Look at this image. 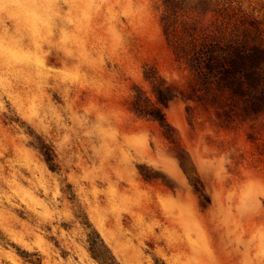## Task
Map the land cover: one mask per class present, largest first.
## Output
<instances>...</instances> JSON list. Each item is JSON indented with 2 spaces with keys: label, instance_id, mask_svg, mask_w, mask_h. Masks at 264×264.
I'll use <instances>...</instances> for the list:
<instances>
[{
  "label": "clouds",
  "instance_id": "obj_1",
  "mask_svg": "<svg viewBox=\"0 0 264 264\" xmlns=\"http://www.w3.org/2000/svg\"><path fill=\"white\" fill-rule=\"evenodd\" d=\"M124 7L0 0V189L20 197L0 201V249L63 230L73 251L65 264H264V169L234 167L235 152L207 137L186 142L167 118L169 139L133 110L161 105L144 63L139 79L128 71L137 18ZM174 108L177 100L166 117ZM36 161L46 180L28 184L39 212L6 174L37 177ZM119 229L143 242L135 259L114 254L110 231ZM37 256L47 264L43 248L19 244L16 264Z\"/></svg>",
  "mask_w": 264,
  "mask_h": 264
},
{
  "label": "rangeland",
  "instance_id": "obj_2",
  "mask_svg": "<svg viewBox=\"0 0 264 264\" xmlns=\"http://www.w3.org/2000/svg\"><path fill=\"white\" fill-rule=\"evenodd\" d=\"M229 5L233 7L237 18L247 16L257 22L264 36V0H252L249 3H241L239 0H171L170 10H167L164 0L153 4V8L147 2L141 5L139 0L135 3L134 0H126V7L122 11L137 18L132 51L127 56V68L134 79H139L140 65L144 63V68L147 65L155 66L165 78L179 82L174 84L178 95L171 100H177L179 111L174 108L168 112L167 118L185 136L186 142L191 143L189 135L198 138L201 144L205 143L207 137L223 149L235 152L234 167L258 171L264 169V113H247L245 102L235 100L225 93L206 91L189 61L176 56L166 32L169 23V31L173 30L179 35H185L188 26L196 28V33L202 30L216 31L222 22L224 8ZM161 107L167 109L169 104ZM45 162L52 167L51 157L46 156ZM41 163L36 161L31 165L36 169L37 177L28 173L15 176L12 168L6 173L16 181L20 189H24L21 195L24 200L31 202L37 212L41 210L38 201L42 197L33 192L28 181L35 180L39 183L46 180L41 171ZM146 178L150 177L146 175ZM13 187L15 186L4 185V188L0 189V201L5 204L11 201L10 207L20 199ZM4 189L8 191L7 198L2 194ZM110 238L114 254L129 260L136 258L135 253L140 250L138 245L143 243L139 236L134 239L122 229L110 231ZM66 241L63 230L56 236H49L46 232L40 235L37 232L31 239L23 237L19 242L14 240L9 248L0 249V264H16L19 244L38 245L43 248L47 264H65L73 255L71 246ZM28 258L31 260V257ZM31 264H40V258L37 256L31 260Z\"/></svg>",
  "mask_w": 264,
  "mask_h": 264
},
{
  "label": "trees",
  "instance_id": "obj_3",
  "mask_svg": "<svg viewBox=\"0 0 264 264\" xmlns=\"http://www.w3.org/2000/svg\"><path fill=\"white\" fill-rule=\"evenodd\" d=\"M164 2L170 10L171 0ZM170 25L166 32L176 56L189 61L206 91L225 93L245 102L247 113H264V36L257 22L247 16L237 18L229 5L224 8L222 22L216 31L196 33V28L188 26L185 35H179L169 31ZM145 79L153 83L159 105L168 106L177 97V87L174 84L165 86L166 82L158 76L155 66L145 67ZM132 107L156 120L163 134L174 139L175 130L162 107L144 103Z\"/></svg>",
  "mask_w": 264,
  "mask_h": 264
}]
</instances>
